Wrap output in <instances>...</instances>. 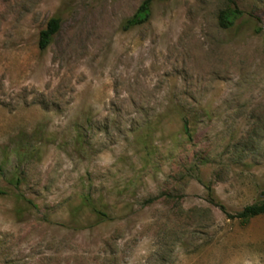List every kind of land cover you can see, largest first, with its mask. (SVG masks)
Masks as SVG:
<instances>
[{
	"label": "rangeland",
	"instance_id": "1",
	"mask_svg": "<svg viewBox=\"0 0 264 264\" xmlns=\"http://www.w3.org/2000/svg\"><path fill=\"white\" fill-rule=\"evenodd\" d=\"M143 1L0 0V264H264V214L217 205L264 198V0L228 29L227 0H154L125 29ZM89 189L119 205L73 228Z\"/></svg>",
	"mask_w": 264,
	"mask_h": 264
},
{
	"label": "trees",
	"instance_id": "2",
	"mask_svg": "<svg viewBox=\"0 0 264 264\" xmlns=\"http://www.w3.org/2000/svg\"><path fill=\"white\" fill-rule=\"evenodd\" d=\"M154 0H144L143 3L138 8L137 12L125 20L124 28L131 29L136 26L142 25L148 20H150L152 16V8H153ZM243 15V12L237 6L234 0H227V5L223 8L219 13V25L228 29L236 24V21ZM62 24V20L60 16L52 17L45 29H43L40 33L39 38V47L42 50H45L52 42L54 36L59 32ZM190 117L183 114V125L182 132L187 135L189 139H192L196 129L194 125L191 124ZM78 143L82 144V136H78ZM27 139L22 138L20 142V147L16 150V154L20 156V160H25L27 154L25 152H21V145L24 142H27ZM23 142V143H22ZM15 182L18 184L21 183V178H16ZM161 195H164L166 198H172L174 195L170 192H165ZM160 196L150 197L146 199L143 204H151L159 199ZM26 199V202L33 204L34 202L31 199ZM219 206L227 213V215L231 218H237L242 224H248L251 219L254 217L260 216L264 214V198L246 205L242 210L232 214L227 212L225 206L221 203L217 202ZM114 202H109L106 200L102 194L97 192L96 190L89 189L87 191H83L80 194V202L77 205H73L70 208V226L73 228H79L85 226L91 218L95 220V222H104L110 220L112 216L111 207L118 206ZM36 207V206H34ZM72 222V223H71Z\"/></svg>",
	"mask_w": 264,
	"mask_h": 264
}]
</instances>
